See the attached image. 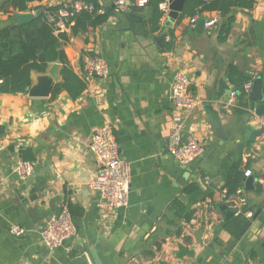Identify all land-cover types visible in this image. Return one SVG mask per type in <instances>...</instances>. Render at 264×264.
Segmentation results:
<instances>
[{
	"label": "crops",
	"instance_id": "0c3cea01",
	"mask_svg": "<svg viewBox=\"0 0 264 264\" xmlns=\"http://www.w3.org/2000/svg\"><path fill=\"white\" fill-rule=\"evenodd\" d=\"M74 1H34L24 12L0 14V27L16 22L18 14L31 17L37 9L64 8ZM100 2L106 10L111 7L105 23L75 35L68 27L61 30L69 36L63 49L75 74L81 77V55L87 53L107 61L106 77L86 80L77 98L66 91L51 97L62 67L53 61L44 72H31L29 91L0 94V264H264V110L256 114L264 104V0L233 10L222 42L223 17L217 11L200 12L199 19L218 18L210 30L198 20L191 23L189 15L166 28L162 14L158 29L151 31L150 5L114 12L113 0ZM231 67L250 77L243 113L233 109ZM177 71L191 79L199 101L186 132L203 151L186 165L188 173L167 151L176 114L170 84ZM215 122L225 138L216 135ZM101 125L112 127L130 165L128 201L115 210L103 207L101 194L88 185L95 172L88 140ZM249 126L263 130L251 140ZM21 149L34 162L25 179L14 173ZM239 157L253 177L242 182L252 214L245 232L234 237L225 226L228 209H220V187ZM191 183L196 187L188 191ZM176 200L192 210L189 220L171 209ZM63 203L76 232L51 251L39 231ZM13 225L24 233L14 235Z\"/></svg>",
	"mask_w": 264,
	"mask_h": 264
},
{
	"label": "trees",
	"instance_id": "16d2710c",
	"mask_svg": "<svg viewBox=\"0 0 264 264\" xmlns=\"http://www.w3.org/2000/svg\"><path fill=\"white\" fill-rule=\"evenodd\" d=\"M34 1L40 0H1L0 14L24 12ZM83 1L92 3L93 10L88 11L83 8L80 12L74 13L64 20V26L70 29L72 35L105 23L110 14V11L106 10L100 0ZM159 2L160 0H149L148 2L151 7V31L158 29L159 20L163 17L158 9ZM254 2L255 0H184L180 18L186 15L192 17L196 13L204 11H217L223 17L218 35V40L222 42L226 39L233 20L231 12L235 9H250ZM59 8H61L60 5L37 9L35 15L28 19L0 27V94L26 92L31 84V72H44L48 64L53 61H59L62 67L60 69L61 79L53 86L51 97L56 96L61 91H66L72 98H77L85 89V81L75 74L63 49V45L68 41L69 36L54 22H49L46 19L47 12L54 14ZM100 9L101 12H99ZM229 80L234 84L237 99L233 109L236 113H243L244 108L247 107L245 101L247 93H245L243 86L250 81V77L241 74L235 67H231ZM20 155L24 159H31L27 149H21ZM243 180L244 166L239 157L228 166L223 184L220 187V191L225 194L222 203L226 205V208L228 205L226 200L235 196ZM187 187L188 191H191L195 189L196 185L191 183ZM170 207L184 220H189L192 216V210L187 209L178 200L174 201ZM249 224L250 219L245 216L232 215L226 221L225 226L234 237H239L245 232Z\"/></svg>",
	"mask_w": 264,
	"mask_h": 264
},
{
	"label": "built area",
	"instance_id": "2783aa9c",
	"mask_svg": "<svg viewBox=\"0 0 264 264\" xmlns=\"http://www.w3.org/2000/svg\"><path fill=\"white\" fill-rule=\"evenodd\" d=\"M149 0H115L112 5L114 12L128 10L130 7L144 8ZM170 0H160L158 8L163 15L169 12ZM83 8L88 11L93 10L92 3L82 0H75L67 7L58 9L56 13H46V19L54 22L59 28L64 26V19L80 12ZM102 10L100 9L99 12ZM200 17L196 13L190 18L191 23H195ZM216 16L205 20L204 28L210 30L216 23ZM109 65L107 61L99 55H81V77L84 81L89 79H102L108 75ZM251 82L244 84L243 89L248 92ZM29 88L26 89V92ZM171 104L175 111L174 119L171 123L170 133L167 141V151L179 163L187 165L194 161L203 151L202 145L186 132L187 118L191 110L198 104L191 89V79L183 71L174 74L170 84ZM234 93H232L233 95ZM88 149L94 156L95 172L88 185L91 189L101 194V204L110 210L121 208L127 204L130 190V165L119 150L113 129L110 125H101L94 129L88 140ZM34 162L19 158L14 167V173L19 179H25L32 174ZM251 174L249 169L244 171V179ZM225 198L224 192L221 193ZM227 209L232 215H243L249 217L252 212L247 207V199L244 195V188L241 185L235 196L226 200ZM208 207L214 209L213 203L208 202ZM222 218V216H220ZM11 231L14 235H22L23 228L13 225ZM40 239L43 246L48 250H55L62 247L65 241L74 236L76 229L73 217L66 203H63L59 212L51 216L42 224L40 228Z\"/></svg>",
	"mask_w": 264,
	"mask_h": 264
},
{
	"label": "water",
	"instance_id": "95a60500",
	"mask_svg": "<svg viewBox=\"0 0 264 264\" xmlns=\"http://www.w3.org/2000/svg\"><path fill=\"white\" fill-rule=\"evenodd\" d=\"M115 1V0H113ZM183 5H184V0H170V4H169V12L167 14V18L165 21V27L169 28L173 25L174 21L177 20L180 17V14L183 11ZM111 9L110 6L107 7V10L109 11ZM127 15L135 18V19H140L141 17L132 13L131 11H127ZM32 17V16H31ZM30 18L27 15H17L16 16V21L17 22H21L22 20L28 19ZM205 19L204 18H200L198 19V23L200 24V27L202 28L204 25ZM159 39H161V37H158ZM53 88V87H52ZM52 90V89H51ZM29 91V90H28ZM256 100V89L255 87H253V89L250 91V102H249V108L251 110L254 109V102ZM264 110V104L263 105H259L257 107V115L260 116L263 113ZM214 127H215V131H216V135L220 138H225V134L223 133L224 131L221 128L220 123L215 122L214 123ZM249 129L251 131V140H253L254 137H252L254 134H258L260 131H262L263 129H260V131H255L253 127L249 126ZM183 169H186V172L188 173V168L186 165H183ZM246 180V184L250 183L253 181V177L251 176H247L245 178ZM226 205L225 204H221L220 209L221 210H225ZM225 214V218H230L232 216V212L229 210H226L224 212ZM97 264H101L98 260H96Z\"/></svg>",
	"mask_w": 264,
	"mask_h": 264
}]
</instances>
